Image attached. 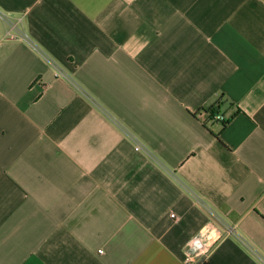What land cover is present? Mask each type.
Instances as JSON below:
<instances>
[{
    "label": "crops",
    "instance_id": "1",
    "mask_svg": "<svg viewBox=\"0 0 264 264\" xmlns=\"http://www.w3.org/2000/svg\"><path fill=\"white\" fill-rule=\"evenodd\" d=\"M207 228L194 264H264V0H0V264H192Z\"/></svg>",
    "mask_w": 264,
    "mask_h": 264
},
{
    "label": "built area",
    "instance_id": "2",
    "mask_svg": "<svg viewBox=\"0 0 264 264\" xmlns=\"http://www.w3.org/2000/svg\"><path fill=\"white\" fill-rule=\"evenodd\" d=\"M14 31L15 26H12ZM58 74H63L59 71L57 68ZM215 119L218 120L221 123L226 122V118L217 115L215 116ZM135 147L137 151H147L145 146H143L140 142H135ZM175 217V215H172ZM223 238V234L219 230H215L214 228H207L205 231L200 233L198 236H196L192 242L189 245V250L187 252V261L189 263H196L200 259L206 258L211 251L214 249V247L219 243Z\"/></svg>",
    "mask_w": 264,
    "mask_h": 264
},
{
    "label": "trees",
    "instance_id": "3",
    "mask_svg": "<svg viewBox=\"0 0 264 264\" xmlns=\"http://www.w3.org/2000/svg\"><path fill=\"white\" fill-rule=\"evenodd\" d=\"M210 113L212 114V116L214 117L215 116V114L217 113V112H215L214 110H211L210 111ZM225 123H227V120H226V122Z\"/></svg>",
    "mask_w": 264,
    "mask_h": 264
}]
</instances>
